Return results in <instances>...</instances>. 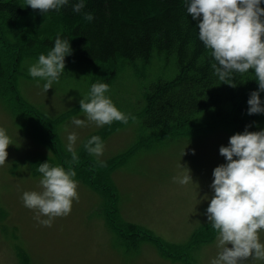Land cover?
<instances>
[{
	"label": "rangeland",
	"instance_id": "obj_1",
	"mask_svg": "<svg viewBox=\"0 0 264 264\" xmlns=\"http://www.w3.org/2000/svg\"><path fill=\"white\" fill-rule=\"evenodd\" d=\"M55 21L36 16L29 31L49 33ZM40 54L44 52L22 51L0 26L5 72L0 77V128L11 139L8 158L0 166V264H210L219 251L206 216L214 195L213 170L226 163L219 149L237 133L151 136L137 112L145 106L152 83L177 74L176 57L155 54L149 63L120 64L110 71L66 57L59 81L45 92L46 81L28 72ZM94 83L109 85L105 95L128 117L127 124H72L73 118L86 120L79 101L88 97ZM15 88L28 103L22 106L27 111L18 106ZM55 119L57 123L51 121ZM71 132L77 134L79 160L71 166L79 199L68 216L45 227L24 206L22 196L42 191L40 164L68 169ZM92 136L104 143L100 157L84 148ZM185 168L192 181L181 185L176 178L188 174ZM260 240L264 243V231ZM241 264L264 260L249 258Z\"/></svg>",
	"mask_w": 264,
	"mask_h": 264
},
{
	"label": "clouds",
	"instance_id": "obj_2",
	"mask_svg": "<svg viewBox=\"0 0 264 264\" xmlns=\"http://www.w3.org/2000/svg\"><path fill=\"white\" fill-rule=\"evenodd\" d=\"M261 3L262 0H185L188 16L198 21L199 40L215 61L211 67L219 80L235 88V74L253 70L259 90L250 93L247 112L250 116L264 114L260 100V93L264 92V8ZM68 4L69 0H25L26 6L43 14L59 12ZM84 8V0L72 5V11L77 14ZM84 19L92 21L94 16L84 13ZM71 54L69 42L58 35L47 55L40 54L38 61L28 69L29 75L46 81L43 89L47 92L53 82L59 81L65 70V57ZM108 91L107 83L92 84L88 97L79 101L86 120L73 118L72 124L76 127H86L88 123L97 127L113 122L127 124L128 117L105 95ZM248 127L242 134L231 136L228 146L220 147L219 153L226 163L213 170L210 187L214 195L209 200L206 216L216 233L219 251L210 264H241L249 258L264 260V243L260 240V232L264 231V130L250 132ZM67 141V151L71 153L68 169L51 166L48 162L40 164L37 171L42 177V191L24 192L22 196L24 206L33 210L34 219L45 227H51L57 217L68 216L73 201L79 199L76 172L71 166L79 160L74 149L77 134L69 133ZM10 144L6 130L0 128V166L8 158ZM84 148L89 155L100 157L104 143L100 136H92ZM186 171L188 174L176 178L181 185L192 181L190 172Z\"/></svg>",
	"mask_w": 264,
	"mask_h": 264
},
{
	"label": "trees",
	"instance_id": "obj_3",
	"mask_svg": "<svg viewBox=\"0 0 264 264\" xmlns=\"http://www.w3.org/2000/svg\"><path fill=\"white\" fill-rule=\"evenodd\" d=\"M76 2L69 0L59 12L43 14L26 6L25 0H0V26L22 51L47 54L59 35L72 50L66 57L109 71L120 64L149 63L155 54L175 56L177 74L152 83L145 106L137 112L157 139L215 130L242 134L246 126L250 132L264 130V114H247L250 93L259 90L253 70L235 74V88L219 80L211 67L215 61L199 40L198 21L188 16L185 0H84L79 14L72 11ZM260 6L264 8V0ZM84 13L94 19L87 21ZM36 16L56 19L55 28L49 33L30 32L29 22ZM1 61L0 57V77H5ZM17 99L27 111L22 106L28 103L20 95ZM260 100L264 105V92Z\"/></svg>",
	"mask_w": 264,
	"mask_h": 264
}]
</instances>
